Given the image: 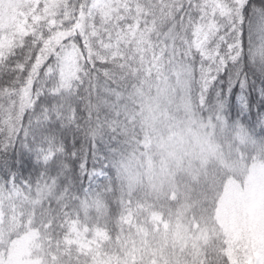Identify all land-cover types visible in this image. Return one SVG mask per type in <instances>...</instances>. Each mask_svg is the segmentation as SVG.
<instances>
[{"label": "snow or ice", "instance_id": "1", "mask_svg": "<svg viewBox=\"0 0 264 264\" xmlns=\"http://www.w3.org/2000/svg\"><path fill=\"white\" fill-rule=\"evenodd\" d=\"M264 0H0V264H264Z\"/></svg>", "mask_w": 264, "mask_h": 264}, {"label": "trees", "instance_id": "2", "mask_svg": "<svg viewBox=\"0 0 264 264\" xmlns=\"http://www.w3.org/2000/svg\"><path fill=\"white\" fill-rule=\"evenodd\" d=\"M262 163V162H264V158H256L254 161H250L249 163L251 164V163Z\"/></svg>", "mask_w": 264, "mask_h": 264}]
</instances>
